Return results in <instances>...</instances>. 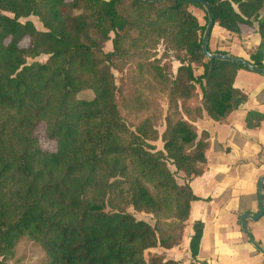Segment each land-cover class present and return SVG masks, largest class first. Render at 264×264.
I'll return each instance as SVG.
<instances>
[{"label":"trees","instance_id":"16d2710c","mask_svg":"<svg viewBox=\"0 0 264 264\" xmlns=\"http://www.w3.org/2000/svg\"><path fill=\"white\" fill-rule=\"evenodd\" d=\"M204 1L231 35L240 38L242 26L258 23L262 44L251 60L264 70V0ZM191 6L207 15L184 1L0 0V264H11L23 240L40 246L48 264H180L145 255L182 244L198 200L190 181L203 174L208 148V135L193 123L205 114L223 122L248 100L234 87L239 70L248 69L205 56L209 18L202 26ZM43 56L45 63H28ZM171 58L180 64L174 77L167 74L172 63L163 65ZM134 66L169 96L163 135L155 114L133 129L121 110L114 72ZM87 91L94 97L81 99ZM263 122L264 115L248 113L249 129ZM42 123L55 153L38 145ZM159 140L163 151L154 145ZM193 232L196 260L203 223Z\"/></svg>","mask_w":264,"mask_h":264},{"label":"crops","instance_id":"0c3cea01","mask_svg":"<svg viewBox=\"0 0 264 264\" xmlns=\"http://www.w3.org/2000/svg\"><path fill=\"white\" fill-rule=\"evenodd\" d=\"M257 26H242L243 36L239 38L216 24L209 46L214 52L253 64L251 54L262 44ZM234 87L247 95L244 105L223 122L205 114L193 123L198 135H208L206 164L203 174L190 181L198 200L191 204L182 244L171 250H151L164 254L167 260L180 264H264V256L254 248L240 223L242 215L256 216L260 212L258 184L264 177V122L259 128L249 129L246 118L250 112L264 115V76L239 70ZM184 182L181 180V184ZM195 222L203 223L204 233L199 256L193 260L190 241ZM248 228L264 249V215L258 221H248Z\"/></svg>","mask_w":264,"mask_h":264},{"label":"rangeland","instance_id":"374dc122","mask_svg":"<svg viewBox=\"0 0 264 264\" xmlns=\"http://www.w3.org/2000/svg\"><path fill=\"white\" fill-rule=\"evenodd\" d=\"M109 1V0H107ZM190 11L199 19L202 26L206 24V13L195 6L190 7ZM33 22L36 29L45 32L46 29L43 27L42 23L37 17H31L28 19ZM27 20H22L25 23ZM30 43L29 38H26L21 46L26 47ZM112 43L108 42L105 46L107 52L112 51ZM159 57L163 54V47L159 48ZM48 60L47 56H43L36 60H29L28 63L32 64L35 61L40 63H45ZM167 63H172V74L169 72L167 74L174 77L177 74V69L180 67L179 62L174 61V59H166L163 61V65ZM116 77V84L121 90L119 96V102L121 110L123 111L124 117L127 123L135 129L136 125L142 120L153 114L155 118L158 119L157 131L160 135L166 131V117L169 111V96L167 92H163L159 86H153L151 84V77L149 74H143L140 69L134 66L133 69L127 68L124 73L114 72ZM81 99H92L94 94L90 91L84 92L79 96ZM198 101L190 103L191 107L198 105ZM155 112V113H154ZM158 112V114H156ZM184 119L187 117L184 115ZM36 139L38 141L39 147L43 151H48L55 153L57 151V142L48 138L46 134V125L42 123L36 130ZM157 150H164V143L159 140L155 142ZM170 170L175 173L177 182L181 184V180H185L183 174L176 173V168L169 164ZM129 211L138 219L148 222L149 224H155L152 215L145 213L135 212L133 208ZM157 252H147L146 259L150 258V255H155ZM161 255V254H159ZM166 257V256H165ZM11 264H48V258L45 251L38 245L32 243L28 240H23L17 247L16 256L11 262Z\"/></svg>","mask_w":264,"mask_h":264},{"label":"water","instance_id":"95a60500","mask_svg":"<svg viewBox=\"0 0 264 264\" xmlns=\"http://www.w3.org/2000/svg\"><path fill=\"white\" fill-rule=\"evenodd\" d=\"M140 1H148V2H153V1H157V2L184 1V2H189V3L201 4L202 6L205 7V9L207 11L208 18H209V22H208V25H207V28H206V31L204 34V38H203V52H204L205 56L208 59H217V60L227 61V62H231V63L241 65L250 71H253L259 75L264 76V70L256 68L253 64H251L247 61H244V60L236 58V57L227 56V55H218V54L213 55L209 52L210 38L212 35V31L216 25L215 24L216 22H215V18H214L211 7L204 0H140ZM263 191H264V177L262 179H260L259 184H258V194H259V201H260V212H259V214L256 216H251L248 214L242 215L240 217V223H241V227H242L243 232L248 236V238H249L250 242L252 243V245L254 246V248L260 254H262L264 256V249L253 239V237L249 231V228H248V221H258L264 215Z\"/></svg>","mask_w":264,"mask_h":264}]
</instances>
